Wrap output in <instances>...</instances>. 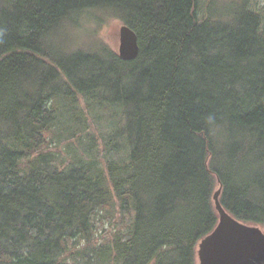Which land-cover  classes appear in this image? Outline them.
Wrapping results in <instances>:
<instances>
[{"label":"trees","instance_id":"trees-1","mask_svg":"<svg viewBox=\"0 0 264 264\" xmlns=\"http://www.w3.org/2000/svg\"><path fill=\"white\" fill-rule=\"evenodd\" d=\"M204 6L0 0V264H198L219 187L231 216L264 226V13ZM94 11L137 34L134 59L68 45ZM80 96L114 118L124 155L91 140L63 158Z\"/></svg>","mask_w":264,"mask_h":264},{"label":"rangeland","instance_id":"rangeland-1","mask_svg":"<svg viewBox=\"0 0 264 264\" xmlns=\"http://www.w3.org/2000/svg\"><path fill=\"white\" fill-rule=\"evenodd\" d=\"M208 1L200 0L202 7L199 10V14H204V4ZM222 1L228 3L230 0ZM250 3L253 7L261 9L264 13V0H250ZM122 24L119 19L105 15L102 11L86 12L79 18L78 24L71 29L70 32L74 36V39L72 38L71 43H68V45L86 48L90 47L91 44L104 43L117 52L119 44L118 32ZM79 99L80 101L73 106L75 113L72 111V117L70 119H63L66 122L67 128H60L57 132L61 136L55 142L59 148L63 149V158L67 159L72 156L73 151H76L79 155L85 153L91 140L98 144L99 149L97 153L100 156H104L103 150L105 144H107L106 149L109 147L120 148L118 151L112 152L114 158L124 155L126 146L124 141L122 142V139L117 137V129L115 130V127L111 125L110 119H114H112L111 114L104 113L103 111L98 112V108L95 106L86 107L82 110L83 102L86 103V100L82 96ZM69 131H73L75 135H69ZM114 133L115 139L113 138ZM117 143H119V147L116 146ZM259 227L264 231V226Z\"/></svg>","mask_w":264,"mask_h":264},{"label":"water","instance_id":"water-1","mask_svg":"<svg viewBox=\"0 0 264 264\" xmlns=\"http://www.w3.org/2000/svg\"><path fill=\"white\" fill-rule=\"evenodd\" d=\"M118 35V56L134 59L139 52L137 34L123 23ZM220 193L219 187L212 196L219 218L197 245L198 264H264V231L231 216L220 203Z\"/></svg>","mask_w":264,"mask_h":264}]
</instances>
